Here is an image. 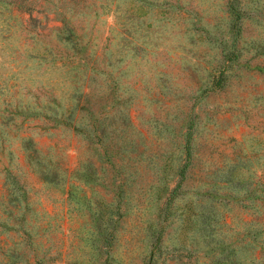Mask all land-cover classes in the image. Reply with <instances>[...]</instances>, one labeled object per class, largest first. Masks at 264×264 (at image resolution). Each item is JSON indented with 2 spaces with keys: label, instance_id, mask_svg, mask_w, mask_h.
<instances>
[{
  "label": "rangeland",
  "instance_id": "obj_1",
  "mask_svg": "<svg viewBox=\"0 0 264 264\" xmlns=\"http://www.w3.org/2000/svg\"><path fill=\"white\" fill-rule=\"evenodd\" d=\"M0 264H264V0H0Z\"/></svg>",
  "mask_w": 264,
  "mask_h": 264
}]
</instances>
